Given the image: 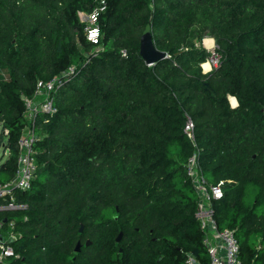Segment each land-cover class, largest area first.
Wrapping results in <instances>:
<instances>
[{"label": "trees", "instance_id": "obj_1", "mask_svg": "<svg viewBox=\"0 0 264 264\" xmlns=\"http://www.w3.org/2000/svg\"><path fill=\"white\" fill-rule=\"evenodd\" d=\"M105 1L93 43L77 12L98 0H0V184L16 171L22 97L75 66L50 93L55 112L37 115L25 206L0 212L14 220L12 264H184L187 252L209 264L194 152L206 182L223 181L217 227L234 231L241 264H264V0ZM145 30L167 54L153 64ZM210 36L219 62L203 71Z\"/></svg>", "mask_w": 264, "mask_h": 264}, {"label": "built area", "instance_id": "obj_2", "mask_svg": "<svg viewBox=\"0 0 264 264\" xmlns=\"http://www.w3.org/2000/svg\"><path fill=\"white\" fill-rule=\"evenodd\" d=\"M105 8L106 1L98 0V3L86 12V21L83 22L85 23L84 34L88 41L93 43L99 41L101 28L98 18ZM202 41L204 44V38ZM214 45L210 48L205 46L210 50L207 61L211 67L219 62V55L214 50ZM74 69V65H69L60 75L53 76L44 82L38 81L32 96L22 97L24 103L23 117L26 124L18 139L15 174L7 182L0 184V212L17 210L25 206L18 200L17 194L28 190L34 178L36 170L34 141L37 137L35 129L37 115L55 112L56 109L50 93L60 87L64 79L71 75ZM203 71L205 70L203 69ZM3 133L6 134L7 131L4 130ZM184 133L194 142V123L189 117H186L185 120ZM186 171L198 196L196 216L203 231L202 243L207 251L209 264H241L239 242L234 231L229 228L219 229L213 217L211 201L221 197L223 181H219L215 185L206 182L201 172L197 152H194L187 159ZM13 228L14 220L0 219V264H12V258L15 257L14 249L11 246V242L16 238ZM184 264L200 263L191 252H187Z\"/></svg>", "mask_w": 264, "mask_h": 264}, {"label": "water", "instance_id": "obj_3", "mask_svg": "<svg viewBox=\"0 0 264 264\" xmlns=\"http://www.w3.org/2000/svg\"><path fill=\"white\" fill-rule=\"evenodd\" d=\"M139 53L147 64H153L159 59L167 56L166 52L158 49L151 38V35L145 30L140 36ZM121 233L116 237V242H119ZM2 240V238H1ZM79 250V243L77 244L75 251Z\"/></svg>", "mask_w": 264, "mask_h": 264}, {"label": "rangeland", "instance_id": "obj_4", "mask_svg": "<svg viewBox=\"0 0 264 264\" xmlns=\"http://www.w3.org/2000/svg\"><path fill=\"white\" fill-rule=\"evenodd\" d=\"M77 15H78V18L80 21H82V22L86 21V12L85 11H78ZM206 41H208V40H206ZM213 44H215V43L213 42ZM202 45L205 47V45L203 44V41H202ZM211 45H209V46H211ZM206 46L209 47L207 44H206ZM202 69H205V68L202 67ZM8 77H9L8 68L6 66H0V80H5ZM37 133L39 134V136H41V134H42L41 131H39ZM6 142H7V139L5 137V133H1V126H0V163L2 161H4L8 156H10V151L6 149Z\"/></svg>", "mask_w": 264, "mask_h": 264}, {"label": "bare ground", "instance_id": "obj_5", "mask_svg": "<svg viewBox=\"0 0 264 264\" xmlns=\"http://www.w3.org/2000/svg\"><path fill=\"white\" fill-rule=\"evenodd\" d=\"M205 39H206V38H205ZM205 39H204V44L206 43V42H205ZM212 45H213V44H212ZM212 45H211V46H212ZM205 46H206V44H205ZM211 46H209V47L206 46V47H207V48H210ZM202 67L205 68V69H204L205 71H207V70L210 69L211 65H210V63H209L208 61H206L205 63L202 64ZM206 69H207V70H206ZM230 103H231L232 106H235V105H236V101H235L232 97L230 98Z\"/></svg>", "mask_w": 264, "mask_h": 264}, {"label": "crops", "instance_id": "obj_6", "mask_svg": "<svg viewBox=\"0 0 264 264\" xmlns=\"http://www.w3.org/2000/svg\"><path fill=\"white\" fill-rule=\"evenodd\" d=\"M206 38V40H208V41H206L205 40V42H206V44L209 46V45H211V44H213V42H214V38L213 37H205ZM204 38V39H205ZM205 63V62H204ZM232 96H230L228 99H229V103H230V98H231ZM235 101H236V99L234 98V97H232ZM237 102V101H236ZM230 105H231V103H230ZM236 105H237V103H236ZM235 105V106H236ZM232 106V105H231ZM235 106H232V107H235Z\"/></svg>", "mask_w": 264, "mask_h": 264}]
</instances>
